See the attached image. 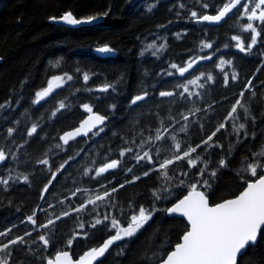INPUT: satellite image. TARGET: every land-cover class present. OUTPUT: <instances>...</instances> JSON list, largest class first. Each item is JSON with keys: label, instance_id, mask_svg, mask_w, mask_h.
<instances>
[{"label": "trees", "instance_id": "obj_1", "mask_svg": "<svg viewBox=\"0 0 264 264\" xmlns=\"http://www.w3.org/2000/svg\"><path fill=\"white\" fill-rule=\"evenodd\" d=\"M201 2H208L209 8L202 9ZM222 2L223 0H0V104L6 105L0 109V146L6 150L12 149L17 156L16 160L10 157L4 164H0V176L6 177L11 170L13 176L27 174L30 177L29 182L13 180L7 186L0 184V231L12 228L8 236L0 237V243L24 235L26 231L32 233L25 237L27 244L11 247L10 264H45L46 261L41 257H54L60 250H70L73 257L78 258L86 250L101 245L110 235L115 234V230L104 225H97L92 229L89 225L95 213L89 215L84 212H73L49 229L39 228L26 220L37 206L45 210H37L36 214L38 224H43L53 213L69 210L70 204L76 206L88 195L94 196L98 192L102 194V184L107 185L109 190L112 187L119 188L120 184H125L134 175H140V180L125 184L124 188L113 193L112 201L118 208H123L126 214L130 211L129 204L150 207L153 204L152 191L161 187L163 179L159 172L142 176V172L148 170V164L141 162L133 168L132 173H128L123 166L132 167L135 161L131 154H126L122 167L95 179L83 175L84 168L92 166L93 161L99 164L105 158L120 159L118 153L123 147H133L139 151L136 145L140 142L141 132L147 136L149 129L154 130L159 126V118H164L167 122L169 107L172 109L171 114L175 115L194 106L206 109L207 104L212 103V110L207 115L197 113L199 122L204 125L203 129L190 121L188 132L180 133L178 129L181 125H176L178 136L195 147L202 138L215 130V126L223 122L231 106L239 98L238 93L244 88L246 80L252 79L253 75L256 77L252 80L254 87L245 93L243 100L250 105L251 112L256 117L254 123L248 122V138H243L241 133L238 142L230 122L226 130L222 129L213 138L224 145L223 148L209 149L207 152L197 149V153L209 161V171L217 169L219 160L227 159V166L218 168L215 177L207 174L204 176L211 185L206 192L211 204L237 196L246 187L244 180L255 179L249 173L242 172V169L253 160L251 153L258 151L264 144V67L261 66L264 56L260 55L264 51V43H259L248 54L235 47L236 41L231 39L233 36L240 35L245 44L249 42L250 33L242 29V25L248 22L246 18L240 19L232 14L220 26H209L189 18L193 10L201 14H213V5ZM181 3L185 8L179 7ZM69 10L77 18L105 12L108 15H100L103 21L98 24L78 28L53 23L49 19L52 16L59 17ZM165 40L167 46L162 52L153 55L155 49H147V45L153 42L159 45ZM201 41L212 42L213 48L201 50ZM226 44L228 47H224ZM105 45L113 51L103 56L96 49ZM217 48L219 51H216ZM213 52L215 55L211 60L201 61L183 77L158 75L169 69L171 63L183 66L189 58L211 55ZM220 59L232 61L231 65H225V71L229 73L227 87L223 85V73L216 67ZM257 68H260L259 72ZM233 71L238 73V80L235 82L231 80ZM200 72L211 73L216 81L207 83L204 89L190 85L192 91L201 92L200 97H192V103L179 98H175L176 102L173 103L174 98H160L152 94L154 91L171 90L173 85L186 83ZM65 73L71 75L72 80L60 85L40 103H33L37 91L46 88L53 76ZM85 73L90 77L88 81L83 79ZM105 83L114 85V88L108 92L98 91ZM145 89L150 96L145 101L131 105L132 98ZM252 91L256 94L254 97ZM60 101H64L68 107L52 117L51 113ZM9 103L11 107H7ZM84 104H91L93 111L109 118L103 127L104 131L98 136L92 134L75 140L65 145L63 150L57 149L55 145L62 143L59 136L76 127L88 114L82 107ZM238 112L241 116L237 123L244 119L242 110ZM17 120L20 121L18 125L15 124ZM36 121L40 122L42 131L38 129V134L17 151L18 145L27 139L26 129ZM13 126L17 127V133L12 138H7V128ZM252 133H255L254 137ZM13 139L15 144L12 143ZM133 140L136 144L131 143ZM77 152L80 155L57 175L56 181H53L42 200V189L51 178V173L36 161L45 158L47 154L52 171H55L65 159L75 156ZM202 166L198 165L197 168ZM197 168H189L186 161L171 165L169 175L176 176L171 184L178 185L179 180L183 179L186 185L173 187L171 196L155 201V207L159 211L155 212L152 219L135 236L117 241L97 264H155L157 257L153 253L164 257L170 252L180 242L188 225L183 219L168 217L164 209L187 194V185L198 178ZM180 171H187L188 177L180 176ZM259 174L263 173L258 170ZM76 188L91 191L71 197L70 192ZM65 196H69V200L60 203ZM49 204L55 207L49 208ZM91 209L92 206L89 205V212ZM105 211L120 219L115 210L106 209L104 204H99L97 212L101 217ZM78 218L85 222L88 236L77 237L68 247L67 240L77 230ZM121 224L126 226L124 219H121ZM45 232L53 236L47 250L43 249L38 240V235ZM33 241L36 243H32ZM0 255L7 258V253ZM239 264H264V230L258 244L247 250Z\"/></svg>", "mask_w": 264, "mask_h": 264}, {"label": "snow or ice", "instance_id": "obj_2", "mask_svg": "<svg viewBox=\"0 0 264 264\" xmlns=\"http://www.w3.org/2000/svg\"><path fill=\"white\" fill-rule=\"evenodd\" d=\"M151 7L152 6L149 7V11H151ZM179 7L185 8V5L181 3ZM200 7L202 9H208L209 3L201 2ZM213 7L216 13L214 15L207 14L206 12L201 14L193 10L190 12L189 18L194 19L196 22L219 23L224 21L226 17H229L230 14H234L240 19H247L248 22L242 25V29L244 32L250 33L248 38L249 42L247 44H245V41L240 35L231 38L236 41L235 47L237 49L248 54L251 53L253 48L259 43H264V37H262V33H264V0H223L221 4L213 5ZM100 15L107 16L108 13L105 12L103 14L77 18V16L69 10L65 11L59 17L52 16L49 19L53 22H63L68 25H80L96 21L100 18ZM161 27H163V25H161ZM177 36H179V34H177ZM166 46L167 42L165 40L159 45L153 42L147 45V49H155L152 54L156 55L165 50ZM224 47H228V45L226 44ZM200 48L201 50L212 49L213 43L201 41ZM99 51L111 52L113 50L105 45L103 48L99 49ZM216 51H219V49L217 48ZM213 55H215V52L211 55H198L194 58H189L183 66L171 63L169 69L163 70L158 75L160 77H172L174 75L183 77L201 61L211 60ZM260 55L264 56V51H262ZM226 64L231 65L232 61L220 59L216 64V67L223 73V85L225 87L229 84V73L225 71ZM58 65L59 61H57V66ZM261 66L264 67V62H262ZM259 71L260 68H257V72ZM89 78L87 73L83 75L84 81H88ZM255 78V75H253L252 79L246 80L244 88L238 93L239 98L235 100V103L231 106L223 122L215 126V130L207 134L206 138H202L200 143H197L195 147L188 143L186 139L178 136L176 125H181L178 129L180 133H187L191 123H196L199 128L203 129L204 125L199 122L197 113H204V115H207V112L212 110V103L207 104L206 109L194 106L188 108L184 112H177L175 115L171 114L172 109L169 107L170 115L167 117V122L164 118H159V126L154 130L149 129L147 136H144L143 132H141L140 142L136 145V147L140 149L139 151H136L133 147H123L118 153L120 159L105 158L99 164L93 161L92 166L84 168L83 175L95 179L97 177H102L105 173H109L110 170L122 167L126 154H131V158L135 161L132 167L123 166L124 170L128 173H132L133 168L141 162L148 164L149 168L147 171L142 172V176L146 177L150 173L159 172L163 179L161 187L153 189L152 191L153 204L150 207L146 208L143 205L136 206L129 204L128 207L130 211L126 214L123 208H118L117 204L112 201L113 193L124 188L125 184H131L140 180V175H134L131 180H126L125 184H120L119 188L112 187L109 190L107 185L102 184L101 188L104 189L102 194L98 192L94 196L88 195L84 201L76 206L70 204L69 210L59 214L53 213L52 216L47 219V222L43 224H38L36 214L37 210H45L37 206V209H34L32 215L27 216L26 220L39 228L49 229L50 226H55L56 222L62 220L63 217L71 216L73 212L77 214L84 212L89 215L95 213L89 225L92 229H95L97 225H104L106 228L115 230V234L110 235L100 246L90 248L77 260H73L70 252L67 250L57 251L54 257H41V259H44L46 264H94L95 261L105 255L115 242L135 236L137 232L152 219L155 212L159 211V209L155 207V201H159L162 198L167 199L171 196L173 187L186 185V181L183 179L179 180L178 185H172L171 181L176 179V176L175 174L172 176L169 175L171 165L180 161H186V165L189 168H197L198 165H203L197 168L198 178L194 183L187 185L189 189L187 195L183 196L182 199H179L171 207L164 209V211L170 214H181L186 217L189 222V229L183 234L181 242L175 244L174 249L168 252L164 257H159L156 253H153V256L157 257L155 264H238V257L241 256L249 246H254L256 244L258 238L262 234V230H264V174L258 175V170L264 173V144L260 146L258 151L251 153L253 160L248 162L246 167L242 169V172L249 173L251 177H255V179L244 180L246 187L235 196V198L225 199L214 205H210L209 197L206 195L211 185L208 179H204V176L207 174L209 177H215L218 168L227 166V159L224 158L219 160L217 169L209 171V161H207L202 154L197 153V149H202L203 152H207L209 149L223 148L224 145L214 141L213 138L216 137L217 133L221 132L222 129L226 130L230 122L232 132L235 134L238 142L241 139V133H243V138H248V122L251 121L254 123L256 117L252 114L250 105L244 103L243 100L245 93L253 89L252 80ZM70 80H72V76L67 73L53 76L49 80L46 88L35 93V100L33 103L38 104L41 100L48 97L53 91L54 84L56 87H59ZM202 80L204 83H201ZM231 80L233 82L237 81L238 73L233 71ZM215 81L216 78L211 73L200 72L194 79H189L186 83L173 85L171 90L154 91L152 94L158 95L160 98H174L172 101L173 103L176 102L175 98L192 103V97H200L201 92L192 91L190 85H195L197 89H204L207 83H215ZM113 88L114 85L105 83L99 87L98 91L108 92L109 89ZM153 89H155V85H153ZM255 95V92L252 91V96L254 97ZM149 96V91L145 89L141 94L132 98L130 104L136 105L137 102L145 101ZM5 107V104H0V109ZM7 107H11V104L9 103ZM66 107H68V105H66L64 101H60L58 107L51 113V116L55 117L58 112ZM82 107L90 115L86 120L80 123L79 127L72 131L64 132L63 135L59 136L62 143L55 145L57 149L63 150L64 146L68 145L69 141L75 140L77 136H87L89 132L98 136L104 131L103 127L98 126L104 125L107 116L93 112L91 104H84ZM111 107L115 108V105ZM238 110H242L244 119L242 122L237 123L236 121L240 120L241 116ZM19 123L20 121L18 120L15 122L16 125ZM38 129L42 131L39 121L33 122L31 127L26 129L27 139L24 140L23 144L18 145L17 151L19 148L28 144L29 139L38 134ZM94 129H96V131H93ZM14 133H17L16 126L7 128V138H12ZM251 135L254 137L255 133ZM169 141L171 143H169ZM12 143L15 144L16 141L13 139ZM125 143L128 142L126 141ZM131 143L136 144V141L133 140ZM80 151L82 152L83 149ZM229 151H231V148ZM193 154L196 155L193 156ZM79 155L80 152H77L75 156H69L55 171H52V165L49 158H47V154L45 158L36 161L37 164L45 166L51 173V178L42 189V200L45 199L44 194L48 192L53 181H56L57 175L62 173L66 165H69V162L75 160L76 156ZM10 157L12 160L17 159L12 149L9 148L6 150L5 147L0 146V164H4ZM245 159L247 160V158ZM179 175L188 177L189 173L187 171H180ZM241 178L243 179V176H241ZM13 180L29 182L30 177L27 174L13 176L11 170H9L6 177L0 176V184L5 186ZM201 188L204 190H199ZM90 191L89 189L76 188L70 192V196L76 197L78 193ZM67 200H69V196H65L64 200L59 202L64 203V201ZM99 204H104L106 209L111 208L115 210L120 219L109 211H105L101 217L97 212ZM89 205L92 206L91 212H89ZM54 207L55 205L49 204V208ZM121 219L125 220L126 226L121 224ZM76 229L77 230H74L67 240L68 247L72 245L77 237L87 238L88 236L85 222L79 218ZM35 230L34 228L33 231ZM11 231L12 228L0 231V237L8 236ZM31 235V232L26 231L24 235L16 236L6 243H0V253H7V258L0 255V264H10L12 259L11 247L18 244H27L28 241H26L25 237ZM38 240L41 242L43 249L47 250L50 243L53 241V236L49 232H45L44 234L38 235ZM32 243H36V241ZM29 251H31V249H29Z\"/></svg>", "mask_w": 264, "mask_h": 264}, {"label": "water", "instance_id": "obj_3", "mask_svg": "<svg viewBox=\"0 0 264 264\" xmlns=\"http://www.w3.org/2000/svg\"><path fill=\"white\" fill-rule=\"evenodd\" d=\"M234 12H235V10H234ZM207 14H210V15H214V14H216V13H207ZM232 14H230L229 15V17L231 16ZM229 17H226L225 18V20L224 21H221V22H219V23H213V22H200V23H203V24H207V25H209V26H220V25H222L223 23H225L226 22V20L229 18ZM103 21V17H100L99 19H97L96 21H93V22H91V23H83V24H80V25H68V24H66V23H63V22H53V23H57V24H62V25H66V26H71V27H75V28H78V27H82V26H91V25H94V24H98V23H100V22H102ZM104 46H101V47H99V48H97L96 49V51L98 52V53H100L101 55H103V56H105V55H107V54H109L110 52H101V51H99V49H101V48H103ZM187 74V73H186ZM185 74V75H186ZM184 75V76H185ZM93 112H96V113H99L100 115H103V114H101L100 112H98V111H93ZM90 114L88 113L83 119H82V121H84V120H86L87 118H88V116H89ZM105 116V115H104ZM108 120H109V118L107 117V119L105 120V123H104V125H102V126H98V127H104L107 123H108ZM81 121V122H82ZM80 122V123H81ZM80 123L76 126V127H74V128H72V129H69V130H67V131H72V130H74L75 128H77V127H79V125H80ZM67 131H65V132H67ZM93 131H96V129H94ZM93 133L92 132H89L88 133V135L87 136H83V135H81V136H77L76 138H75V140H78V139H84V138H87V137H89V136H91ZM63 135V134H62ZM75 140H73V141H75ZM73 141H69V143H71V142H73ZM264 174V173H263ZM199 190H201V189H199ZM201 191H203V190H201ZM187 194H188V192H187ZM186 194V195H187ZM185 196V195H184ZM183 198V197H182ZM182 198H180V199H182ZM233 198H235V197H233ZM230 199H232V198H230ZM177 202V201H176ZM175 202V203H176ZM209 203H210V200H209ZM173 205V204H172ZM171 205V206H172ZM210 205H214V204H211L210 203ZM170 206V207H171ZM167 215H168V217H170V218H180V219H183L186 223H187V225H188V229H189V222L187 221V218L186 217H184V216H182L181 214H170V213H168L167 212ZM259 239H260V237L258 238V240H257V242H256V244L254 245V246H256L257 244H258V242H259ZM180 242H181V240H180ZM116 243V242H115ZM114 243V244H115ZM113 244V245H114ZM112 245V246H113ZM100 246V245H99ZM111 246V247H112ZM110 247V248H111ZM251 246H249L247 249H246V251H244L243 252V254L241 255V256H239L238 257V264H239V262H240V259H241V257L247 252V250L250 248ZM110 248H109V250H110ZM174 249V248H173ZM172 249V250H173ZM89 250V249H88ZM88 250H86V251H88ZM108 250V251H109ZM171 250V251H172ZM67 251H69L70 252V254H71V257H72V259L73 260H77V259H79L81 256H83V254L86 252H84L82 255H80L78 258H74L73 257V255H72V253H71V251L70 250H67ZM107 251V252H108ZM107 252L105 253V255L107 254ZM104 255V256H105ZM103 256V257H104ZM103 257H100L97 261H95L94 262V264H97L98 262H100L101 260H102V258ZM46 264V263H45Z\"/></svg>", "mask_w": 264, "mask_h": 264}, {"label": "rangeland", "instance_id": "obj_4", "mask_svg": "<svg viewBox=\"0 0 264 264\" xmlns=\"http://www.w3.org/2000/svg\"><path fill=\"white\" fill-rule=\"evenodd\" d=\"M56 88H58V87H56L55 84H54V85H53V91H54ZM137 233H138V232H137Z\"/></svg>", "mask_w": 264, "mask_h": 264}]
</instances>
